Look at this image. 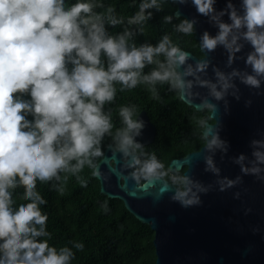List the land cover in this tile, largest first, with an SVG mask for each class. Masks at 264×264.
<instances>
[{"label":"clouds","instance_id":"obj_1","mask_svg":"<svg viewBox=\"0 0 264 264\" xmlns=\"http://www.w3.org/2000/svg\"><path fill=\"white\" fill-rule=\"evenodd\" d=\"M132 3L136 10L126 16L107 0H0V264H73L85 243L53 241L43 207L48 199L38 184L63 194L74 176L87 187L86 164L101 180L93 157H104L106 136L124 154L130 175L146 180L141 188L162 182L170 199L185 208L202 205L203 195L217 186L224 192L243 184L246 175L264 182V129L249 141L250 154L230 157L240 174H223L217 154L228 158L231 141L221 135L215 103L221 101L223 112H230L231 98L243 96L241 85L264 95V0H240L239 6L225 0L223 7H217L218 0H191L194 16L185 15L176 0ZM166 6L173 10L165 12ZM157 12H164L162 20L171 31L155 42L138 40ZM201 17L215 32L199 30ZM193 33H198L202 56L182 43ZM245 44L250 50L238 56ZM217 49L226 54L224 66L210 55ZM240 59L244 67L237 64ZM158 85L174 90L194 111L207 109L198 119L202 145L195 153L202 154L214 182L197 178L191 164H185L187 171L179 170L183 165L172 173L155 150H145L136 139L146 126L137 104L119 105L120 126L114 122L106 105L116 101L118 92L143 86L150 99H161ZM194 96H201L199 103ZM252 104V97L245 100L246 106ZM166 175L169 180L161 181ZM234 195L239 199L241 191ZM100 207L111 211L107 199Z\"/></svg>","mask_w":264,"mask_h":264},{"label":"water","instance_id":"obj_2","mask_svg":"<svg viewBox=\"0 0 264 264\" xmlns=\"http://www.w3.org/2000/svg\"><path fill=\"white\" fill-rule=\"evenodd\" d=\"M235 2L239 6L240 0ZM176 4L185 15H196L191 0L183 4L176 0ZM224 4L225 0H218L217 7H223ZM198 28L201 32L205 28L215 32L206 17L200 18ZM195 39L199 43L198 33H195ZM250 48V45L245 44L243 52L238 53V56H246ZM210 55L214 63L224 66L227 57L223 49H217ZM237 64L244 67L242 59ZM241 89L243 96L240 100L231 98L230 112H223V103L215 101L220 105L217 117L223 123L221 135L231 141L228 158L221 159L218 153L217 161L223 174L232 177L240 174V167L230 157L241 151L250 154L249 141L257 135L258 129H264V95H256L255 89L251 90L245 85H241ZM193 91L204 94L207 90L194 88ZM249 97L253 99L250 107L245 105ZM200 100L201 96L193 97L194 103ZM140 118L146 126L142 129V135L136 139L144 146H149L156 140L157 127L146 111L140 113ZM195 152L188 153L191 154L188 157L185 155L173 159L169 171L175 173L176 166L191 164V173L197 178L205 183L214 182V174L204 170L202 154ZM99 168L101 180L96 179L100 182V193L110 199L121 200L129 213L150 226L155 233L153 243L156 264H264V182L246 175L243 184L224 192L219 191L217 186L215 190L203 195L202 205L185 208L170 199L172 193L164 188L162 182L141 188V183L146 181H138L130 175L133 169L125 167L124 154L112 144L105 148ZM184 168L187 171V165ZM161 181L168 180L161 178ZM237 190L241 191L239 199L234 195ZM248 207L252 211L246 214ZM257 226L259 232L253 230Z\"/></svg>","mask_w":264,"mask_h":264},{"label":"trees","instance_id":"obj_3","mask_svg":"<svg viewBox=\"0 0 264 264\" xmlns=\"http://www.w3.org/2000/svg\"><path fill=\"white\" fill-rule=\"evenodd\" d=\"M107 2L116 4L117 10L126 16L134 14L137 7L132 0ZM171 10L170 6L165 7V12ZM163 15L164 12H157L147 25V33L137 39L155 42L164 31H171V24L163 22ZM182 43L196 56L203 55L195 33L185 36ZM158 88L161 99H150L148 91L143 86H138L123 93L118 92L116 101L106 107L112 109L117 126H120L119 105L137 104L140 113L146 111L157 127V136L155 142L145 147V150L149 153L155 150L164 162L165 169L169 171V164L173 159L198 151L201 147L198 119L207 115V109L202 112L194 111L191 106L180 101L176 92L169 90L167 85H158ZM110 144L116 142L111 136H106L104 151ZM93 159L99 162L102 158ZM91 171L86 164L82 175L90 181L87 187L81 186L73 176L63 194L51 189L49 185L38 184V188L48 199V204L43 207L49 213L48 227L53 233V241H84L85 248L77 250L73 264H156L153 243L155 233L150 226L129 213L121 200L103 196L100 193V182L91 176ZM164 178L169 179L167 175ZM141 180L146 181L143 177ZM22 188L23 186L18 192ZM106 199L111 209L107 213L100 207Z\"/></svg>","mask_w":264,"mask_h":264},{"label":"flooded vegetation","instance_id":"obj_4","mask_svg":"<svg viewBox=\"0 0 264 264\" xmlns=\"http://www.w3.org/2000/svg\"><path fill=\"white\" fill-rule=\"evenodd\" d=\"M149 118H150V117H149ZM112 145H114V147H115V144H112ZM145 147H147V146H145ZM183 170L185 171V170H186V168H184ZM183 170H182V171H183ZM162 178H163V179H165V180H169V179H167V178H164V177H162ZM141 182H142V180H141Z\"/></svg>","mask_w":264,"mask_h":264}]
</instances>
